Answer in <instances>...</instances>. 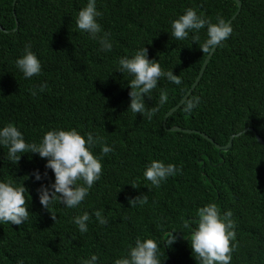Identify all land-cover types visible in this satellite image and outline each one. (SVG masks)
<instances>
[{
    "label": "trees",
    "instance_id": "obj_1",
    "mask_svg": "<svg viewBox=\"0 0 264 264\" xmlns=\"http://www.w3.org/2000/svg\"><path fill=\"white\" fill-rule=\"evenodd\" d=\"M14 1L0 0V126L12 123L28 143H39L54 128H75L101 137L113 151L104 155L99 144L92 149L102 157V174L77 208L56 200L47 209L38 191L54 181L46 159L26 152L14 164L0 147V180L25 187L29 211L21 225L0 223V264H80L93 254L98 264H114L137 238L157 241L161 264H197L191 234L207 204L222 217L231 212V264H264V143L258 138L264 140V0H96L110 52L76 25L87 0ZM189 7L212 22L230 21L233 31L188 99L166 119L209 55L199 47L205 29L196 33L199 43L193 33L182 41L170 35V22ZM26 44L42 66L30 79L15 64ZM144 46L149 59L182 79L175 85L161 78L151 98L145 95L146 111L158 109L151 119L129 109L133 77L117 70L119 58ZM161 92L168 97L163 105ZM194 97L199 104L185 111ZM232 136L230 149L217 147ZM153 159L179 166L180 174L153 186L143 176ZM143 196L146 204L129 203ZM84 212L90 219L81 233L73 217ZM172 232L176 241L169 246Z\"/></svg>",
    "mask_w": 264,
    "mask_h": 264
},
{
    "label": "clouds",
    "instance_id": "obj_2",
    "mask_svg": "<svg viewBox=\"0 0 264 264\" xmlns=\"http://www.w3.org/2000/svg\"><path fill=\"white\" fill-rule=\"evenodd\" d=\"M100 15L96 0H87L86 6L76 15V25L91 39L97 40L104 52H110L113 45L107 34H101L102 28L97 20ZM170 23V35L177 41H182L193 33L192 41L199 43V36L196 33L205 29L206 39L199 44L203 53H210L214 46H219L221 42L227 40L233 31L232 25L223 18L217 17L216 22H212L191 7L186 8ZM15 64L25 79L38 76L41 72V62L31 50L30 44L25 45L22 55L16 59ZM117 70L133 77L128 81L131 89L129 109L135 114L146 115L149 119L158 109L146 111L145 95L151 98L150 93L157 88L158 81L166 78L175 85L182 84L181 77L174 74L173 70L163 71L157 60L148 58L145 46L131 56L119 58ZM43 87L42 85L41 91ZM32 94L36 95V92L33 91ZM167 99V95L161 92L159 104H165ZM198 104L199 97L188 100L185 111H193ZM97 144L101 146L104 155L113 151L101 137L94 136L91 132L82 135L75 128H54L46 131L39 143H28L23 133L12 123L0 126V147L7 148V156L11 162L18 163L21 154L26 152L38 153L41 158L46 159L45 168L51 169L54 181L47 186L41 185L38 191L40 203L47 209L56 200L69 209L77 208L84 201L102 174V157L94 155L92 151ZM180 172L181 168L171 162L153 159L146 164L143 176L153 186L159 187L169 177H175ZM44 175L46 176L47 172ZM34 176L37 181L42 179L39 170L34 172ZM81 180L83 183L78 184L77 181ZM25 190L24 186H16L10 180H0V223L21 225L28 219ZM129 203L131 206L146 204L147 197L130 199ZM94 216L100 225L107 223L101 210L94 211ZM198 217L190 243L197 264H231V253L235 248V245L230 246V241L235 235L230 220L231 212H226L222 217L215 204H207L198 210ZM53 218L55 219L54 215ZM89 219V213L84 212L73 217V223L81 233H85L88 231ZM175 241L176 237L172 232L165 243L171 246ZM80 264H98V257L93 254ZM114 264H161L157 241L152 238H137L134 246L129 247L127 255L117 258Z\"/></svg>",
    "mask_w": 264,
    "mask_h": 264
},
{
    "label": "water",
    "instance_id": "obj_3",
    "mask_svg": "<svg viewBox=\"0 0 264 264\" xmlns=\"http://www.w3.org/2000/svg\"><path fill=\"white\" fill-rule=\"evenodd\" d=\"M16 4V0L14 1V5ZM239 6L241 7V3H239ZM228 23H230V21L228 22ZM216 48H217V46L215 47L214 46V48L211 50V52L209 53V55L207 56V58H206V60H205V62H204V65H203V68H202V70H201V73H200V75L198 76V78H197V80L195 81V83L193 84V86H192V88L190 89V91L185 95V97L183 98V100L180 102V104H178L172 111H170L167 115H166V119H167V117L168 116H170L171 114H173L187 99H188V97L191 95V93H192V91L196 88V86L198 85V83H199V81L201 80V78H202V75H203V73H204V71H205V69H206V67H207V65H208V63H209V61H210V59H211V57H212V55H213V53L215 52V50H216ZM165 125H166V120H165V123H164ZM172 130H179V128L178 127H175V128H172ZM248 129H246V130H244V131H247ZM188 132H193V131H190V130H188ZM238 136H240L241 135V133H239V134H237ZM203 136H205L206 138H208L209 140H211L212 142H214L213 141V139H211V138H209L207 135H205V134H203ZM234 137L235 136H232L231 137V139H230V142L227 144V145H225V146H221V145H218L217 144V147L220 149V150H228V149H230L232 146H233V139H234ZM259 138V141L261 142V143H264V140H263V138H261L260 136L258 137Z\"/></svg>",
    "mask_w": 264,
    "mask_h": 264
}]
</instances>
